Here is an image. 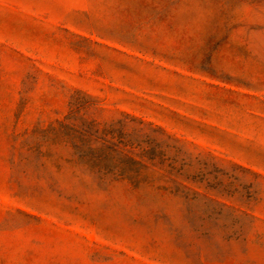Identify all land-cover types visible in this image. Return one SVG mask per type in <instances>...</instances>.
<instances>
[{
  "label": "rangeland",
  "instance_id": "1",
  "mask_svg": "<svg viewBox=\"0 0 264 264\" xmlns=\"http://www.w3.org/2000/svg\"><path fill=\"white\" fill-rule=\"evenodd\" d=\"M0 264H264V0H0Z\"/></svg>",
  "mask_w": 264,
  "mask_h": 264
}]
</instances>
